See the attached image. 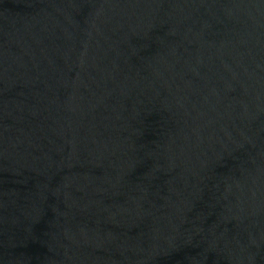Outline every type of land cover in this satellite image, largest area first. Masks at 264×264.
Wrapping results in <instances>:
<instances>
[{
  "label": "water",
  "instance_id": "water-1",
  "mask_svg": "<svg viewBox=\"0 0 264 264\" xmlns=\"http://www.w3.org/2000/svg\"><path fill=\"white\" fill-rule=\"evenodd\" d=\"M0 264H264V0H0Z\"/></svg>",
  "mask_w": 264,
  "mask_h": 264
}]
</instances>
